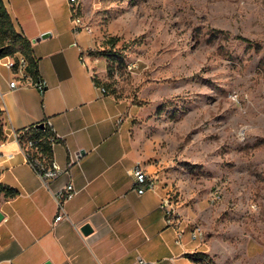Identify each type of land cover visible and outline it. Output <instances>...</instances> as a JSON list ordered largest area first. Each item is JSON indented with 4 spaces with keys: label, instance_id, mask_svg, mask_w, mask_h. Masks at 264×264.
Segmentation results:
<instances>
[{
    "label": "rangeland",
    "instance_id": "obj_1",
    "mask_svg": "<svg viewBox=\"0 0 264 264\" xmlns=\"http://www.w3.org/2000/svg\"><path fill=\"white\" fill-rule=\"evenodd\" d=\"M80 3L105 93L155 144L149 175L203 230L198 264H264V0Z\"/></svg>",
    "mask_w": 264,
    "mask_h": 264
},
{
    "label": "crops",
    "instance_id": "obj_2",
    "mask_svg": "<svg viewBox=\"0 0 264 264\" xmlns=\"http://www.w3.org/2000/svg\"><path fill=\"white\" fill-rule=\"evenodd\" d=\"M2 1L31 42L45 88L40 92L20 76L21 84L10 88L13 75L0 58V183L16 190L12 197L0 195V264H195L204 250L190 240L192 227L184 220L166 223L163 191L156 183L141 194L132 189L136 165L154 169L155 144L129 126L121 102L100 91L103 68L95 69L87 53L92 39L73 32L68 0ZM43 121L57 134L53 159L63 167L72 161L69 173L49 187L71 181L77 189L56 222V201L15 137ZM84 224L91 227L87 234ZM178 229L184 230L180 244Z\"/></svg>",
    "mask_w": 264,
    "mask_h": 264
},
{
    "label": "built area",
    "instance_id": "obj_3",
    "mask_svg": "<svg viewBox=\"0 0 264 264\" xmlns=\"http://www.w3.org/2000/svg\"><path fill=\"white\" fill-rule=\"evenodd\" d=\"M81 0H68L71 11V23L73 32H84L86 35L92 37L93 30L91 25H89L83 17L81 16ZM5 67L9 69L13 75V78L9 81L10 88H16L21 83L18 81V77L24 81L25 79L32 82L31 78L26 74L25 69L27 66V62L25 58L21 55L5 57ZM81 59L82 54H81ZM33 85L42 92L45 88V82L42 79H39L38 82H32ZM101 92H105V88L103 86H99ZM46 125L49 127L51 132L50 141L54 144L57 140V134L55 133L50 121H46ZM17 141L20 144L18 133L15 135ZM22 151L25 154L27 162L34 169L36 174L38 175L41 183L49 189L50 193L53 195V198L56 201V206L58 209V214L54 218L53 222L59 221L63 217L64 206L63 204L73 198L77 189L73 185L71 181L65 182L57 189L52 190L49 187L50 181L56 179L62 173H69V166L72 163L70 161L66 166H61L57 163L53 157L50 160L45 159L41 154L35 149L30 142H26L24 144H20ZM155 188V181L149 173H147L140 165H136L132 171V189H134L137 193L141 194L144 191ZM218 194V189L215 188L211 193L212 196H216ZM160 208L163 211V215L165 221L168 225H176L178 222V215L174 210L170 199L168 197H163L161 199ZM184 230L178 229L175 237V243L180 244L182 241ZM189 237L191 241H196L200 243L204 239V233L200 226H193L189 231ZM140 264H151L143 259H139Z\"/></svg>",
    "mask_w": 264,
    "mask_h": 264
},
{
    "label": "trees",
    "instance_id": "obj_4",
    "mask_svg": "<svg viewBox=\"0 0 264 264\" xmlns=\"http://www.w3.org/2000/svg\"><path fill=\"white\" fill-rule=\"evenodd\" d=\"M248 41L246 38H242ZM111 45L115 44L116 39H109ZM21 55L25 58L27 66L25 69L26 74L31 78L32 82H38V59L33 53L31 42L28 38L19 33L11 20L9 13L2 0H0V58ZM96 84H100L94 76ZM103 87V83L101 84ZM43 125L38 124L29 125L23 128L18 133L20 144L30 142L32 146L45 159L50 160L53 156V144L50 141L51 132L46 125V121L41 122ZM5 135L2 126V110L0 108V143L4 141ZM16 194V190L12 187L0 183V195L5 197H12ZM204 256V253H196ZM193 259L195 264H198L201 257Z\"/></svg>",
    "mask_w": 264,
    "mask_h": 264
},
{
    "label": "water",
    "instance_id": "obj_5",
    "mask_svg": "<svg viewBox=\"0 0 264 264\" xmlns=\"http://www.w3.org/2000/svg\"><path fill=\"white\" fill-rule=\"evenodd\" d=\"M43 124L42 123H39L38 126H42ZM82 152V151H81ZM2 218V215L0 214V220ZM81 230L83 231V233L87 234L91 231V227L89 224H84L82 227H81Z\"/></svg>",
    "mask_w": 264,
    "mask_h": 264
}]
</instances>
